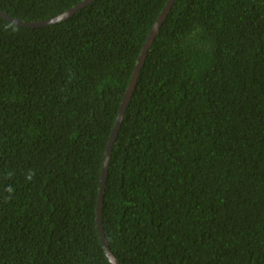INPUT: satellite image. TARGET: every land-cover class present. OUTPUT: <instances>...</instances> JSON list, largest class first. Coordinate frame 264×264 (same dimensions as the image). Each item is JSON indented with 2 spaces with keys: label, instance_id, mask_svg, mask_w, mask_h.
Returning <instances> with one entry per match:
<instances>
[{
  "label": "trees",
  "instance_id": "trees-1",
  "mask_svg": "<svg viewBox=\"0 0 264 264\" xmlns=\"http://www.w3.org/2000/svg\"><path fill=\"white\" fill-rule=\"evenodd\" d=\"M83 0H0L23 22ZM168 0L0 17V264H111L109 138ZM120 264H264V0H176L113 145Z\"/></svg>",
  "mask_w": 264,
  "mask_h": 264
},
{
  "label": "water",
  "instance_id": "water-1",
  "mask_svg": "<svg viewBox=\"0 0 264 264\" xmlns=\"http://www.w3.org/2000/svg\"><path fill=\"white\" fill-rule=\"evenodd\" d=\"M94 1H96V0H83L80 3H78L77 5H75L74 7H72L71 9L65 11L64 13H62L60 15H58L57 17L48 19L46 21L23 22V21H19L17 19H14V18L8 16L6 13L2 12L1 10H0V17L6 21L12 23V24H15L18 27H21V28H27V29L43 28L46 26L55 25V24L66 21L67 19H69L70 17H72L73 15H75L80 10H82L83 8H85L86 6H88L89 4H91ZM175 2H176V0H168V2L166 3V6L164 7L162 13L159 15L158 19L156 20L154 26L152 27V29H151V31H150L147 39H146V42L142 48L141 54L138 58L137 64H136L134 71L132 73L131 81H130L129 86L126 90V93L123 97V100H122V103H121V106H120V109L118 112V116L116 119L115 126L113 128V131H112L111 136H110L109 141H108L106 154H105L104 161H103V167H102V171H101L100 185H99V191H98V201H97V210H96V224H97V230H98L100 242H101L102 247L105 251V254H106V256H107V258L111 264H120V262L116 259V257L110 251V249L106 243V239H105V235H104L103 227H102L103 199H104V191H105V185H106V179H107L109 160L111 157L113 145L116 141V138L118 136V132L120 130V127H121V124H122V121L124 118V114H125L126 109L130 103L131 97L135 91L137 81H138L140 74H141V71L143 69L148 51L151 48L161 26L163 25L168 14L170 13Z\"/></svg>",
  "mask_w": 264,
  "mask_h": 264
}]
</instances>
